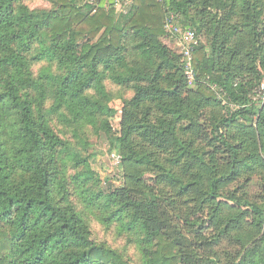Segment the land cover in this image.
Wrapping results in <instances>:
<instances>
[{"label":"trees","instance_id":"16d2710c","mask_svg":"<svg viewBox=\"0 0 264 264\" xmlns=\"http://www.w3.org/2000/svg\"><path fill=\"white\" fill-rule=\"evenodd\" d=\"M115 7L59 0L47 11L0 0V264H130L93 239L73 191L136 237L147 264H264V101L255 100L264 0ZM170 16L197 35L195 89L165 42ZM42 62L49 67L35 77ZM107 80L135 91L119 134L107 118ZM53 115L117 134L123 186L91 190L90 157L54 131ZM71 166L82 170L69 176Z\"/></svg>","mask_w":264,"mask_h":264},{"label":"rangeland","instance_id":"374dc122","mask_svg":"<svg viewBox=\"0 0 264 264\" xmlns=\"http://www.w3.org/2000/svg\"><path fill=\"white\" fill-rule=\"evenodd\" d=\"M156 1L161 2L160 0ZM58 2L59 0H25V4L31 10L47 11L58 7ZM129 5L130 4L127 3L118 6L116 5L115 10L117 12H122L123 10L126 11V8H128ZM141 19L144 20L145 17L142 16ZM198 40L200 42H205L203 36L198 37ZM165 42L184 60L181 44L176 38L167 35L165 37ZM48 67L49 64L47 62L34 64L32 67L34 76L38 77L40 72ZM52 72H56V66H52ZM260 72L264 78V70L260 68ZM189 83V87L195 89L194 83ZM262 83H264V79ZM105 85L106 91L109 94V99L107 101L110 108V113L107 118L113 125V130L119 134L122 128L124 104L126 101L133 98L135 91L132 87H119L110 80H107ZM261 98L262 94L259 90L258 96L255 100L259 103L263 101ZM52 103L53 101L49 100L45 105V110H48ZM52 127L62 139H65L70 143L72 151L79 152L83 157H90L89 162L95 173V177L97 178V182L93 183L92 191H107L123 186L125 172L122 168V159L118 151L112 147V143L116 141V133L108 136L104 130L101 129L100 122H98L96 126L76 125L58 115L52 116ZM207 149L209 150L210 147ZM81 170L82 167L73 169L71 166L70 169H68V174L69 176L75 177L78 172H81ZM240 184L241 183L234 184L233 187H237ZM71 189L75 190L73 185ZM73 192V204L86 216L94 240L110 245L112 248L122 253L130 264H147L145 247L140 245L136 237L124 232L117 224L109 226L104 223L101 219V213L97 211L92 213L88 209L86 203H84L83 199L80 198L75 191ZM251 192L253 196L257 197L260 189L258 186H255L252 188ZM228 208H232L230 209V213L227 212L228 215H231L235 209L232 206H229Z\"/></svg>","mask_w":264,"mask_h":264},{"label":"built area","instance_id":"2783aa9c","mask_svg":"<svg viewBox=\"0 0 264 264\" xmlns=\"http://www.w3.org/2000/svg\"><path fill=\"white\" fill-rule=\"evenodd\" d=\"M131 1L132 0H116V5L118 6L123 3L130 4ZM165 32L171 37L176 38L181 44L185 72L189 82L193 83L195 81L193 53L195 51V47L198 44L196 33L190 28L182 29L181 27H178L175 23L174 16H170L167 18L165 24ZM260 92L262 94L261 99L264 101V83H262L260 87Z\"/></svg>","mask_w":264,"mask_h":264}]
</instances>
